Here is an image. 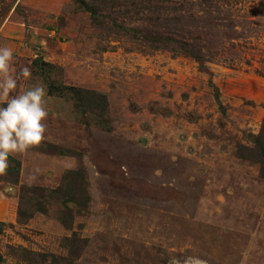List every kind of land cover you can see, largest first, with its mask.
<instances>
[{
	"label": "rangeland",
	"instance_id": "1",
	"mask_svg": "<svg viewBox=\"0 0 264 264\" xmlns=\"http://www.w3.org/2000/svg\"><path fill=\"white\" fill-rule=\"evenodd\" d=\"M84 1L0 0V47L32 73L17 93L42 83L48 112L0 176V264H264V179L239 156L264 118V0Z\"/></svg>",
	"mask_w": 264,
	"mask_h": 264
},
{
	"label": "clouds",
	"instance_id": "2",
	"mask_svg": "<svg viewBox=\"0 0 264 264\" xmlns=\"http://www.w3.org/2000/svg\"><path fill=\"white\" fill-rule=\"evenodd\" d=\"M14 59L10 47H0V176L8 174L10 156L40 146L47 131L46 87L37 83L17 93L19 80L31 79L32 73L25 66L17 74ZM6 191H14V187L8 185ZM168 264H207V261L198 256L183 259L172 256Z\"/></svg>",
	"mask_w": 264,
	"mask_h": 264
},
{
	"label": "trees",
	"instance_id": "3",
	"mask_svg": "<svg viewBox=\"0 0 264 264\" xmlns=\"http://www.w3.org/2000/svg\"><path fill=\"white\" fill-rule=\"evenodd\" d=\"M79 2L85 7V9L91 13L92 7L84 0H79ZM149 42H152L153 44H164L167 42H172V39H165L164 37L156 36V37H149ZM181 49V48H180ZM184 54H186L189 57L194 58L198 62L201 60V57L194 53L192 50L188 49L186 47L184 49ZM38 62V63H37ZM36 66L43 72V68L53 69V67L47 63H43L42 60L38 59L36 61ZM47 83L48 93L50 96L54 97H62L66 98L67 100H71L73 103V107L76 111V113L81 117L88 119L90 117L91 113H95L96 110H101L106 112L107 109V100L104 96L99 95L97 93L81 90L75 87H66L64 85L55 84L52 81H49ZM83 122V121H82ZM86 122V121H84ZM59 154H64V151H59ZM239 156L243 159L250 160L253 162H256L260 165V176L264 179V118L262 120V124L259 130V133L255 139V147L250 149L247 147H241ZM26 190H31V192H44L42 189H36V188H26ZM60 191V190H58ZM58 191H55L53 193H57ZM52 193V194H53ZM43 196V195H42ZM41 196V197H42ZM72 199L65 198L63 200V204L66 210L69 208L67 207V204L71 202ZM41 206V205H40ZM38 209V212L45 213L46 211L42 209ZM65 225V223H63ZM1 262V257H0Z\"/></svg>",
	"mask_w": 264,
	"mask_h": 264
}]
</instances>
